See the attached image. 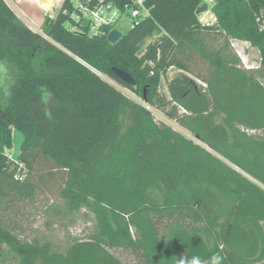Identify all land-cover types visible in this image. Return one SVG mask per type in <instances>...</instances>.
Here are the masks:
<instances>
[{"label": "trees", "instance_id": "trees-1", "mask_svg": "<svg viewBox=\"0 0 264 264\" xmlns=\"http://www.w3.org/2000/svg\"><path fill=\"white\" fill-rule=\"evenodd\" d=\"M215 1L205 26L200 0H146L150 15L111 44L71 32L63 12L42 34L0 0V202L33 200L22 177L45 160L67 174L59 218L85 210L94 222L59 251L0 221L14 264H124L119 252L141 264H264V0ZM233 40L257 49L259 68L241 65ZM14 129L24 135L17 160Z\"/></svg>", "mask_w": 264, "mask_h": 264}, {"label": "rangeland", "instance_id": "rangeland-1", "mask_svg": "<svg viewBox=\"0 0 264 264\" xmlns=\"http://www.w3.org/2000/svg\"><path fill=\"white\" fill-rule=\"evenodd\" d=\"M39 6L43 8L41 1ZM33 10H36L42 16V8L32 3ZM54 17L55 13L52 14ZM133 21L127 18L123 19L117 28L123 34H126L133 25ZM41 32V29H36ZM43 34V32H41ZM151 40H147L144 47ZM249 46V45H248ZM239 57L241 65L243 61H249L256 69L259 68L260 54L257 49L249 47L246 51L241 52ZM244 67V66H243ZM178 74L174 68L170 69L167 78H172ZM118 89L127 94L132 100L142 103L140 99L130 90L118 85L116 82L107 78ZM166 80L162 81V92L167 93ZM264 83V82H263ZM154 114L157 122H164L176 131L181 132L190 139H197L188 131L179 126L175 121L169 119L162 112L150 109ZM24 141V135L13 130V148L9 151L12 160H17L20 154L21 145ZM23 180L36 187V194L33 200L23 201L19 195H11L0 202V221L11 229L16 235L24 240L37 242L40 244L50 243L55 249L64 251L66 248L75 243L77 239L87 235L93 227V215L87 211H82L79 216L68 217L62 220L59 214V193L67 181V174L63 171L55 170L53 166L45 160L39 161L34 171L26 175L23 174ZM124 264H141L140 260L127 252L116 254ZM0 264H14L13 255L6 246L0 244Z\"/></svg>", "mask_w": 264, "mask_h": 264}, {"label": "built area", "instance_id": "built-area-1", "mask_svg": "<svg viewBox=\"0 0 264 264\" xmlns=\"http://www.w3.org/2000/svg\"><path fill=\"white\" fill-rule=\"evenodd\" d=\"M60 3L61 5L55 9V17L61 12L69 16L68 30L71 32L88 30L91 35H101L106 38L111 31L118 29L117 25L123 19L132 20L133 28L135 23L150 15L146 0H60ZM65 3H69L71 9L64 8ZM203 5L207 6V11L200 15V22L205 26H210L216 20L213 12L216 1L200 0L199 7ZM44 37L47 38V36ZM232 45L238 57H242L241 52L252 47L250 43L239 40H233ZM243 66L246 70L256 69L249 64V61H243Z\"/></svg>", "mask_w": 264, "mask_h": 264}, {"label": "crops", "instance_id": "crops-1", "mask_svg": "<svg viewBox=\"0 0 264 264\" xmlns=\"http://www.w3.org/2000/svg\"><path fill=\"white\" fill-rule=\"evenodd\" d=\"M11 6L18 12V14L34 29H41L46 17H54L55 13L61 3L60 0H8ZM41 1L43 8L39 6L38 2ZM32 3L42 8V16L36 10H33Z\"/></svg>", "mask_w": 264, "mask_h": 264}, {"label": "water", "instance_id": "water-1", "mask_svg": "<svg viewBox=\"0 0 264 264\" xmlns=\"http://www.w3.org/2000/svg\"><path fill=\"white\" fill-rule=\"evenodd\" d=\"M205 11H207V6L203 5L201 7H199L197 9V15H201L202 13H204ZM123 33H121L118 29H114L113 31L110 32V34L108 35L107 40L111 43V44H117L121 38L123 37ZM113 73L115 74V76L120 79L121 81H123L125 84L129 85V86H135L136 85V80L132 77V75H130L128 72L120 69V68H113Z\"/></svg>", "mask_w": 264, "mask_h": 264}, {"label": "clouds", "instance_id": "clouds-1", "mask_svg": "<svg viewBox=\"0 0 264 264\" xmlns=\"http://www.w3.org/2000/svg\"><path fill=\"white\" fill-rule=\"evenodd\" d=\"M180 264H184V261L181 260ZM188 264H202L201 260L199 257H193ZM211 264H222V257L220 255H214L212 257Z\"/></svg>", "mask_w": 264, "mask_h": 264}]
</instances>
